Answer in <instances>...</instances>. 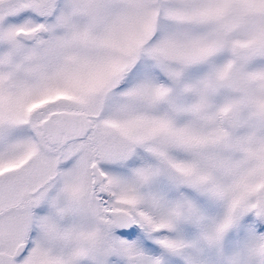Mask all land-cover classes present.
Listing matches in <instances>:
<instances>
[{
    "label": "snow or ice",
    "instance_id": "snow-or-ice-1",
    "mask_svg": "<svg viewBox=\"0 0 264 264\" xmlns=\"http://www.w3.org/2000/svg\"><path fill=\"white\" fill-rule=\"evenodd\" d=\"M0 264H264V0H0Z\"/></svg>",
    "mask_w": 264,
    "mask_h": 264
}]
</instances>
